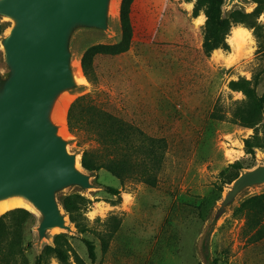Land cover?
Returning a JSON list of instances; mask_svg holds the SVG:
<instances>
[{"label":"rangeland","instance_id":"1","mask_svg":"<svg viewBox=\"0 0 264 264\" xmlns=\"http://www.w3.org/2000/svg\"><path fill=\"white\" fill-rule=\"evenodd\" d=\"M194 5L195 0H134L130 50L116 56L98 55L92 79L82 69L85 80L77 78V86L62 94L71 97V103L89 94L102 109L149 135L165 137L168 150L158 184L153 187L128 180L122 185L102 169L89 172L92 188L70 186L59 191L61 205L63 197L73 193L90 201L85 213L90 231L86 233L78 231L66 212L70 229H51L40 239L37 227L42 214L33 207L30 211L37 224L34 246L27 252L31 264L59 233L69 237L72 264H263L264 248L249 243L243 218L234 215L246 191L218 214L235 179L264 163V148L257 149L255 156L245 152L243 139L254 129L242 126L234 117L233 102L244 95L229 88V82L240 76L251 79L264 67V60L257 54L252 30L243 25L236 27L248 29L255 41L242 50L252 48L250 55H241L231 64L232 47L207 55L203 49L206 14L202 11L194 17ZM254 7L248 0L232 5L225 0L223 11L229 15L236 8L252 11ZM12 25L11 18L0 15L3 81L10 74L3 41ZM120 38V16L114 21L109 11L107 30L79 28L73 33L72 60L79 58L81 62L88 47L115 43ZM257 90L264 94V74ZM56 124L69 150L80 158L86 149L101 148L86 129L70 131L67 116L66 132H62V122L56 120ZM237 161L250 167L229 183L236 173L232 164ZM107 187L118 189L120 194L112 195ZM248 190L249 195L263 189ZM88 241L95 246L94 260ZM48 262L61 264L55 257Z\"/></svg>","mask_w":264,"mask_h":264},{"label":"water","instance_id":"2","mask_svg":"<svg viewBox=\"0 0 264 264\" xmlns=\"http://www.w3.org/2000/svg\"><path fill=\"white\" fill-rule=\"evenodd\" d=\"M241 0H229V5ZM111 0H0V15L13 20L4 39L10 74L0 73V200L21 196L41 214L40 239L70 229L57 193L93 187L90 171L68 148L54 110L77 86L70 40L79 28L107 30ZM111 12V11H110ZM264 185V163L235 179L219 214L248 189Z\"/></svg>","mask_w":264,"mask_h":264},{"label":"trees","instance_id":"3","mask_svg":"<svg viewBox=\"0 0 264 264\" xmlns=\"http://www.w3.org/2000/svg\"><path fill=\"white\" fill-rule=\"evenodd\" d=\"M248 1L255 6L252 11L236 8L229 15H225V0H195L193 16L198 17L202 11L206 14L203 49L207 55L219 49L230 50L231 46L226 42L227 37L231 35L234 27L243 25L252 30L258 44L257 54L264 60V23L261 20L264 17V0ZM133 2L134 0H121L120 40L115 43L94 44L83 52L81 66L89 79L94 75V63L98 55L116 56L130 50L134 37L131 16ZM263 74L264 67L254 72L251 79L240 76L229 82L232 91L244 95V98L233 102V115L242 126L254 129L252 135L243 139L245 152L252 156H255L257 149L264 148V94L260 95L257 90ZM67 119L70 131L76 133L79 129H86L101 145V148L83 151L81 162L85 169L90 172L105 169L117 177L122 185L128 180L153 187L158 184L168 150L165 137L149 135L137 125L102 109L94 103L89 94L78 96L70 104ZM232 167L236 173L229 183L244 168L250 166L237 161ZM106 189L112 195L120 194L114 187ZM263 201L264 193L252 196L243 201L234 212L235 216L246 215L244 231L247 234L259 225L256 215L263 212ZM89 202L80 193L66 195L62 200L66 212L80 233L90 231L85 216ZM36 224V215L24 207L13 208L0 215V264H31L27 252L34 246L32 237ZM258 235L261 238V229ZM257 238L253 235L250 240L255 241ZM87 245L94 260L95 246L89 241ZM69 247L68 235L56 234L53 244L44 247L34 264H49L48 259L51 257L57 258L61 264H72Z\"/></svg>","mask_w":264,"mask_h":264},{"label":"bare ground","instance_id":"4","mask_svg":"<svg viewBox=\"0 0 264 264\" xmlns=\"http://www.w3.org/2000/svg\"><path fill=\"white\" fill-rule=\"evenodd\" d=\"M111 15L113 16L114 21L118 20L119 12H120V0H113L110 5ZM248 30V29H247ZM74 72L77 78L85 80L84 75L82 73V66L79 58L74 59L73 61ZM71 104V97L62 96L60 100L57 102L56 108L54 110V119L63 123L64 128L62 132H66V116L69 106ZM63 108V109H62ZM65 109V110H64ZM64 110V118L60 119L59 115L63 113ZM77 166L81 168L80 165V156L77 157ZM15 207H24L29 210H33V205L31 202L26 200L21 196H11L8 198H4L0 200V214L1 212L6 211L8 208Z\"/></svg>","mask_w":264,"mask_h":264},{"label":"clouds","instance_id":"5","mask_svg":"<svg viewBox=\"0 0 264 264\" xmlns=\"http://www.w3.org/2000/svg\"><path fill=\"white\" fill-rule=\"evenodd\" d=\"M264 19V17H262ZM226 42L232 47L233 51L228 57L229 64L232 61L239 58L241 55H250L253 51L252 48H248L246 51H242L247 44H254L255 41L252 38L251 32L244 27H235L231 30V35L227 37Z\"/></svg>","mask_w":264,"mask_h":264},{"label":"crops","instance_id":"6","mask_svg":"<svg viewBox=\"0 0 264 264\" xmlns=\"http://www.w3.org/2000/svg\"><path fill=\"white\" fill-rule=\"evenodd\" d=\"M251 189L252 190L263 189V190H261V191L259 190L258 192L256 191L255 193H251L249 195L247 194V191H249V190H247L246 193H245L244 198H240L239 205L243 201L251 198L252 196L260 195V194H263L264 193V185L256 186V187L251 188ZM262 203H263L262 204L263 212L261 214H257L256 215V221L259 222V225H257L254 230H250L248 234L244 231V234L247 236V239H248L249 243H251L252 245H254L255 248H258V247L264 248V201ZM241 218H243L244 225H245V223L247 221L246 215L245 214L244 215H241ZM259 229L262 230V236H261V238H259V235H258ZM253 235H256V237H258L255 241H251L250 240ZM263 264H264V261H263Z\"/></svg>","mask_w":264,"mask_h":264}]
</instances>
